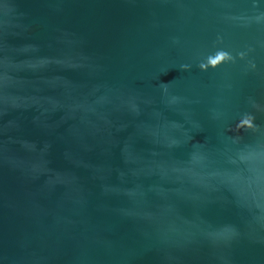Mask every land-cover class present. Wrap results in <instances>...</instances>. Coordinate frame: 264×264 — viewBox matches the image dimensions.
<instances>
[{"label":"water","instance_id":"1","mask_svg":"<svg viewBox=\"0 0 264 264\" xmlns=\"http://www.w3.org/2000/svg\"><path fill=\"white\" fill-rule=\"evenodd\" d=\"M0 264H264V0H0Z\"/></svg>","mask_w":264,"mask_h":264},{"label":"clouds","instance_id":"2","mask_svg":"<svg viewBox=\"0 0 264 264\" xmlns=\"http://www.w3.org/2000/svg\"><path fill=\"white\" fill-rule=\"evenodd\" d=\"M224 55H225L224 53H221V55L218 56L216 60H213V61H212V64L215 65V64L217 63L218 60H221V59L224 58ZM200 67H201V68H205L206 66L203 65V64H201ZM244 124H246V125L249 126V127L251 126L250 121H245ZM238 127H239V126H238Z\"/></svg>","mask_w":264,"mask_h":264}]
</instances>
